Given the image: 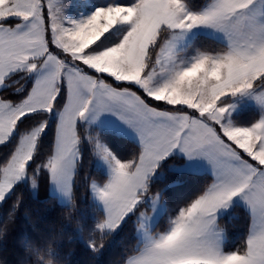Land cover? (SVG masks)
Instances as JSON below:
<instances>
[{"label":"snow or ice","instance_id":"6c2138e0","mask_svg":"<svg viewBox=\"0 0 264 264\" xmlns=\"http://www.w3.org/2000/svg\"><path fill=\"white\" fill-rule=\"evenodd\" d=\"M0 264H264V0H0Z\"/></svg>","mask_w":264,"mask_h":264},{"label":"trees","instance_id":"16d2710c","mask_svg":"<svg viewBox=\"0 0 264 264\" xmlns=\"http://www.w3.org/2000/svg\"><path fill=\"white\" fill-rule=\"evenodd\" d=\"M81 193H83V189H81ZM42 195V194H41ZM83 207V205H82ZM47 208L50 210V215L56 217L57 219L61 215V210L58 207V204L55 200H50L47 204ZM78 257H74L73 259H77Z\"/></svg>","mask_w":264,"mask_h":264},{"label":"rangeland","instance_id":"374dc122","mask_svg":"<svg viewBox=\"0 0 264 264\" xmlns=\"http://www.w3.org/2000/svg\"><path fill=\"white\" fill-rule=\"evenodd\" d=\"M70 12H71V14L73 15L74 18H78L79 14L81 12H84V14H87L85 9L82 8V7L81 8H72V9H70Z\"/></svg>","mask_w":264,"mask_h":264}]
</instances>
